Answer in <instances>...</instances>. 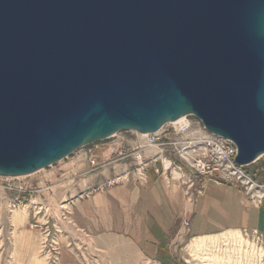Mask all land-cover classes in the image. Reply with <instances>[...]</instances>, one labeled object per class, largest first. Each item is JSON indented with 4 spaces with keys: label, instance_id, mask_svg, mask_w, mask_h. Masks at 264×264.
I'll use <instances>...</instances> for the list:
<instances>
[{
    "label": "water",
    "instance_id": "water-1",
    "mask_svg": "<svg viewBox=\"0 0 264 264\" xmlns=\"http://www.w3.org/2000/svg\"><path fill=\"white\" fill-rule=\"evenodd\" d=\"M187 115L264 155V0H0V177Z\"/></svg>",
    "mask_w": 264,
    "mask_h": 264
},
{
    "label": "rangeland",
    "instance_id": "rangeland-1",
    "mask_svg": "<svg viewBox=\"0 0 264 264\" xmlns=\"http://www.w3.org/2000/svg\"><path fill=\"white\" fill-rule=\"evenodd\" d=\"M139 135L119 131L32 174L0 177V264H154L155 259L161 264H264V229H233L203 238L184 232L176 239L163 240V255L153 260H146L129 240L106 232L105 227L119 222V214L112 222L108 213H95L93 209L98 206H89L87 200L105 190L118 192L122 181L111 184L108 181L121 170L112 163L114 152L119 146L141 141ZM91 158L96 164H91ZM70 162L72 168L63 167ZM261 162L248 164L244 170L253 173L258 167L264 168ZM185 171V178L175 173V179L169 180L180 185L189 204L214 186L226 185L239 192L240 205L245 209H262L260 220L264 221V204L252 200L243 190L228 182L216 183L214 179L202 186L190 170ZM153 174L156 178L166 177L154 170ZM89 176L101 181L100 184L89 186L84 182ZM259 177L264 180V172ZM80 194L82 198L77 196ZM215 196L226 198L223 194ZM16 198L19 203L14 201ZM83 205L87 212L93 213L89 219L74 221L73 209ZM188 214L178 217L176 229L181 225L184 231L187 229ZM213 217L223 225L231 222L221 213Z\"/></svg>",
    "mask_w": 264,
    "mask_h": 264
},
{
    "label": "crops",
    "instance_id": "crops-1",
    "mask_svg": "<svg viewBox=\"0 0 264 264\" xmlns=\"http://www.w3.org/2000/svg\"><path fill=\"white\" fill-rule=\"evenodd\" d=\"M159 166V163H157ZM72 168V163L63 166ZM164 175V174H163ZM84 182L94 185L100 184L94 176H89ZM182 182H186L183 180ZM202 197H198L193 203L188 202L180 185L167 177L156 178L153 168L149 170L146 183L140 184L131 179L122 182L118 192L104 191L95 193L87 200L89 206L97 214H107L113 222L110 227H105L106 232L115 237L125 238L134 244L137 251L149 260L163 255V240L176 239L178 234L188 233L189 236L205 237L215 235L222 231L241 230L243 228L264 229V221L260 220L261 210H249L240 205V194L226 185L214 186ZM100 188V187H99ZM101 189V188H100ZM81 191H78V194ZM226 197L225 200L215 195ZM82 198L83 196L77 195ZM78 199V198H77ZM85 201V200H84ZM86 204V202H84ZM93 210L87 212L85 206L73 209V220L83 221L89 219ZM189 213L188 227L184 231L181 225L179 229L177 219L183 214ZM221 213L231 222L226 225L214 220V215ZM114 216V217H113ZM82 225V224H80ZM176 231V232H175ZM149 251V252H147ZM154 264H161L157 259Z\"/></svg>",
    "mask_w": 264,
    "mask_h": 264
},
{
    "label": "built area",
    "instance_id": "built-area-1",
    "mask_svg": "<svg viewBox=\"0 0 264 264\" xmlns=\"http://www.w3.org/2000/svg\"><path fill=\"white\" fill-rule=\"evenodd\" d=\"M139 136L142 140L138 143L117 147L112 163L119 165L121 170L108 180L110 184L128 182L129 179L146 183L151 168L173 180L175 173L182 178L185 170H190L202 186L209 179L216 183L228 182L243 190L252 200L264 204V180L259 177L264 168L258 167L250 173L244 170L246 165L235 164L237 151L228 148L229 139L208 132L193 115L184 116L179 123L166 124L157 132ZM218 155H225L226 165L217 163ZM257 161H262L264 166V155L252 163ZM90 162L96 164L93 158ZM14 201L19 203L20 200L16 198Z\"/></svg>",
    "mask_w": 264,
    "mask_h": 264
},
{
    "label": "bare ground",
    "instance_id": "bare-ground-1",
    "mask_svg": "<svg viewBox=\"0 0 264 264\" xmlns=\"http://www.w3.org/2000/svg\"><path fill=\"white\" fill-rule=\"evenodd\" d=\"M182 118H183V117H180V118L174 120V121L171 123V125H172L173 123H174V124L179 123V121H181ZM228 148H229V149H232V151H237L236 146H235L234 142H233L231 139L228 140ZM217 163H218L219 165H226V164H225V155H218V156H217ZM238 236H239V235H238ZM202 238H203V237H202ZM240 250H241V249H240ZM61 254H62V253H61ZM256 255H257V254H256Z\"/></svg>",
    "mask_w": 264,
    "mask_h": 264
}]
</instances>
